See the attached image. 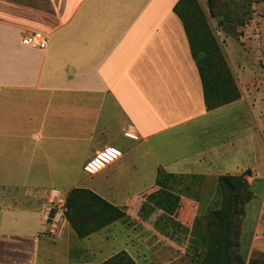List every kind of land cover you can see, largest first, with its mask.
<instances>
[{
  "label": "crops",
  "instance_id": "1",
  "mask_svg": "<svg viewBox=\"0 0 264 264\" xmlns=\"http://www.w3.org/2000/svg\"><path fill=\"white\" fill-rule=\"evenodd\" d=\"M179 1L0 0V264H102L122 251L142 264L174 255L168 247L173 241L159 251L157 241L156 248L145 245L142 251L133 241H117L103 259L92 260L95 247L114 241H84L95 234L77 241L64 217L67 193L76 188L119 208L154 190L158 177L142 192L122 190V181L130 188L135 179L119 168L125 154L113 143L115 136L127 138L129 129L138 136L127 138L136 149L206 126L209 146L185 160L189 169L172 164L171 170L163 169L167 174L217 182L248 171L250 187L264 180V163L257 158L259 133L264 134V81L251 82L250 76H257L253 69L236 71L240 59L248 64L247 53L232 51L227 58L241 97L208 110L175 12ZM33 31L46 35V49L22 44V36ZM236 121L242 129L223 134ZM108 147L118 149L121 158L87 175L85 165ZM100 174L101 183L93 181ZM121 193L125 200L119 202ZM192 201L195 214L210 211V203L200 210ZM49 210L61 215L55 234L46 220ZM191 237L188 255L195 248Z\"/></svg>",
  "mask_w": 264,
  "mask_h": 264
},
{
  "label": "rangeland",
  "instance_id": "2",
  "mask_svg": "<svg viewBox=\"0 0 264 264\" xmlns=\"http://www.w3.org/2000/svg\"><path fill=\"white\" fill-rule=\"evenodd\" d=\"M184 5L180 6L179 11L188 19L184 18L185 21H190L195 30L199 29L201 33L205 32L210 35L212 44H214L212 40L214 39L219 47V53L225 57L230 70L227 54L231 55L233 51V53L242 55L243 51H246L248 64L245 66V61L240 59L235 70L239 72L243 67L248 71L253 69L257 76L251 75V82L253 80L264 81V0H186ZM216 55L219 54L215 53L214 57ZM232 64L235 65L234 60ZM234 77L236 80L235 75ZM260 93H264V85L260 88ZM239 122L236 121L229 125L227 130H223V134L227 131L225 135L241 130L242 126ZM210 141L211 134L206 126L187 128L169 135L164 140L156 138L136 149H131L133 141L122 135L115 136L113 146L118 147L125 154L124 159L119 163V168L135 179L130 188L126 186L127 182L122 181V190L129 189V193L133 194L136 191L142 192V190L151 188L154 185V179L163 177L164 173L167 174L165 168L171 170L172 167L169 166L172 164H176L178 170L189 169L190 166H187L185 160L205 150ZM257 142V158L262 164L264 163V134L259 133ZM110 172L111 170L108 171ZM102 178L104 176L100 174L94 177L93 181L101 183ZM172 183L170 193L175 194L181 200L177 209L172 207L167 213L165 210H158V207L151 203L150 195L159 189L157 186L154 190L148 191L145 196H135L130 207H120L128 215L127 222L120 221L112 224L108 226L110 230L107 232L95 233L90 240H84L114 241L101 243L102 245L99 246L102 248L96 249L95 247V251L92 252L93 256L90 258L92 260L93 258L103 259L113 247L118 246L117 241H133L136 247L140 246L141 251L146 249L145 245L149 247L152 245L156 248L155 241L160 243L158 251L167 244L165 241H173L172 246L167 244L175 252L170 259L168 256L158 255V262L141 260L142 264H197L200 259L196 257L195 252L198 253V249L195 246L194 253L192 251V254L188 255L187 241L192 236L191 231L194 224H197L195 232L198 235V241L205 240L203 233L206 232L204 229L208 210L221 206V199L217 193V182L201 178L191 180L186 179V176L176 175ZM250 188L253 192V199L243 209L244 218L241 217L235 222L236 226H240L230 236V241L236 245L234 252L244 261V264H264V231L259 233V229L264 230V180L256 182ZM101 192L107 195L109 190L104 187ZM122 194L119 202L125 200L121 198ZM154 199L157 201L158 197ZM192 200L199 202L200 210L206 205L209 207L210 203L208 212L200 211L195 214L196 210L191 208ZM258 241V247H255ZM201 249H204V246Z\"/></svg>",
  "mask_w": 264,
  "mask_h": 264
},
{
  "label": "trees",
  "instance_id": "3",
  "mask_svg": "<svg viewBox=\"0 0 264 264\" xmlns=\"http://www.w3.org/2000/svg\"><path fill=\"white\" fill-rule=\"evenodd\" d=\"M185 2L186 0H180L175 12L186 30L191 53L202 79L207 109L213 110L237 101L241 94L225 57L219 53V47L214 39L212 44L210 35L201 33L199 29L195 30L190 21H185L186 17L179 11L180 6ZM215 53L219 55L214 57ZM248 173L246 171L242 175H223L217 179V193L221 199V206L210 210L205 218L206 232L203 233L205 240L198 241L195 232L197 224H194L192 230L190 241H193L198 249L200 259L197 264H244V261L235 254L236 245L230 241V236L240 226H236L235 222L241 217L244 218L245 205L253 199V192L246 180ZM175 176L164 173L163 177H158L156 186L159 189L150 195L152 199L150 202L158 207V210H165L168 213L172 207L178 208L180 198L169 191L172 190ZM155 197H158L157 201ZM54 214L52 211L51 217ZM127 216L124 209L113 205L89 189L76 188L67 193L64 217L79 239L88 238L117 222H127ZM203 246L204 249H201ZM102 264H136V262L122 251Z\"/></svg>",
  "mask_w": 264,
  "mask_h": 264
},
{
  "label": "built area",
  "instance_id": "4",
  "mask_svg": "<svg viewBox=\"0 0 264 264\" xmlns=\"http://www.w3.org/2000/svg\"><path fill=\"white\" fill-rule=\"evenodd\" d=\"M21 42L23 45L37 50H44L48 46V38L41 31H33V32L25 33L22 36ZM125 137L132 140L138 139L136 132H134L132 129H129L125 133ZM121 156H122L121 152L118 149L113 147L105 148L104 150L97 153L95 157H93L85 165L84 171L88 175H95L100 171H102L107 166L119 160ZM51 212H52L51 210L48 211L46 220L48 223L50 222V227H51L50 232L52 234H55L58 228L59 219L61 215L55 214L53 217H51Z\"/></svg>",
  "mask_w": 264,
  "mask_h": 264
}]
</instances>
